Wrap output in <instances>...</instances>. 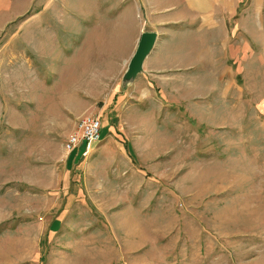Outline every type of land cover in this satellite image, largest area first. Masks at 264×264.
I'll list each match as a JSON object with an SVG mask.
<instances>
[{
  "label": "rangeland",
  "instance_id": "rangeland-1",
  "mask_svg": "<svg viewBox=\"0 0 264 264\" xmlns=\"http://www.w3.org/2000/svg\"><path fill=\"white\" fill-rule=\"evenodd\" d=\"M52 4L59 8L61 1ZM59 19L48 20L54 38L36 32L44 55L24 40L28 26L17 39L11 28L0 40V264H264V117L249 109L264 96L263 79L250 80L260 96L239 95L242 65L230 62L234 87L212 97L209 119L165 112L158 128L119 133L110 113L101 112L103 96L74 102L73 89L61 84L50 98L56 106L45 103L43 87L61 78L67 37ZM258 69L263 77L264 63ZM87 116L100 117L102 139L129 134L140 152L123 160L125 177L113 175L118 161L109 168L110 184L88 185L87 204L80 193L82 207L73 206L80 219H53L58 194V210L72 208L65 143Z\"/></svg>",
  "mask_w": 264,
  "mask_h": 264
},
{
  "label": "crops",
  "instance_id": "crops-1",
  "mask_svg": "<svg viewBox=\"0 0 264 264\" xmlns=\"http://www.w3.org/2000/svg\"><path fill=\"white\" fill-rule=\"evenodd\" d=\"M52 1L0 0V40L11 28H16L12 31L16 38L28 26L29 35L24 40L41 55L46 53V47L37 43L36 32L46 30L49 39L54 38L51 22L60 18L61 31L67 37L61 47L62 79L59 75L51 89L43 87L47 105H55L50 98L61 84L73 89V101L80 95L103 96L106 100L99 101L103 102L101 112L110 113L112 128L121 133L125 128H158L165 112H199L209 119L214 111L212 97L228 96L234 87L230 62L242 65L244 89L234 87L239 95L255 97L262 91L250 80L263 79L264 86V74L262 77L258 69L264 63V44L257 43L264 32V0H60L59 8H53ZM144 33H155L156 44L142 72L126 81V72ZM93 87L98 89L88 93ZM31 92L36 101V86L35 93ZM258 100L249 109L260 121L264 117V96ZM93 105L87 110L94 109ZM200 117L194 115L195 119ZM222 128H228V122ZM125 136L118 140L109 134L90 146L82 143L68 153L72 167L65 189L72 208L60 210L63 203L61 199L58 206V194L50 213L60 214L53 219H80L73 206L82 207L81 194L87 204L90 198L85 193L92 190L88 185L110 184L109 168L118 161L113 175H127L123 160L132 161L133 153L140 151L129 134ZM104 175L106 179H100ZM96 189L108 190L103 186Z\"/></svg>",
  "mask_w": 264,
  "mask_h": 264
},
{
  "label": "built area",
  "instance_id": "built-area-1",
  "mask_svg": "<svg viewBox=\"0 0 264 264\" xmlns=\"http://www.w3.org/2000/svg\"><path fill=\"white\" fill-rule=\"evenodd\" d=\"M79 132L72 134L66 141L67 153H72L80 144L91 145L101 139V120L97 117L87 116L79 122Z\"/></svg>",
  "mask_w": 264,
  "mask_h": 264
},
{
  "label": "water",
  "instance_id": "water-1",
  "mask_svg": "<svg viewBox=\"0 0 264 264\" xmlns=\"http://www.w3.org/2000/svg\"><path fill=\"white\" fill-rule=\"evenodd\" d=\"M156 40L157 35L155 33H144L142 35L138 49L133 56L126 72V81L134 80L136 76L142 72L144 61L154 49Z\"/></svg>",
  "mask_w": 264,
  "mask_h": 264
}]
</instances>
